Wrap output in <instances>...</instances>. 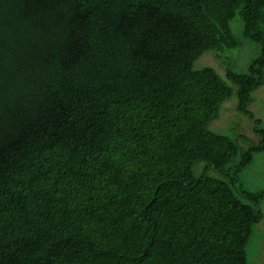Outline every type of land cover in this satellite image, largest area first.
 <instances>
[{
    "label": "trees",
    "instance_id": "obj_1",
    "mask_svg": "<svg viewBox=\"0 0 264 264\" xmlns=\"http://www.w3.org/2000/svg\"><path fill=\"white\" fill-rule=\"evenodd\" d=\"M237 13L247 73L198 68ZM263 86L264 0H0V264H249L264 131L210 126Z\"/></svg>",
    "mask_w": 264,
    "mask_h": 264
},
{
    "label": "rangeland",
    "instance_id": "obj_2",
    "mask_svg": "<svg viewBox=\"0 0 264 264\" xmlns=\"http://www.w3.org/2000/svg\"><path fill=\"white\" fill-rule=\"evenodd\" d=\"M231 27L237 45L230 47V49L224 48L227 50L210 52L198 61L196 64L198 68L212 66L223 77L226 76L227 70L239 74L247 73L251 61L260 53V46L245 36V24L241 14L235 15L231 21ZM187 63L188 59L179 58L175 61V67ZM176 77L172 73H163L157 81V90H171L176 86ZM253 98L250 109L259 119L257 125L248 115L238 112V100L233 97L232 100L223 105L220 118L210 126V129L236 140L243 150L252 145H257L263 136L257 134L255 128L259 126L264 131V86L253 94ZM241 136L246 137L247 140L241 139ZM215 175L220 177L219 174L215 173ZM237 181L240 186L248 191L264 193V151L258 153L254 161L240 171ZM261 209L264 213V199L261 203ZM247 251L249 264H264V219L261 224L255 227Z\"/></svg>",
    "mask_w": 264,
    "mask_h": 264
}]
</instances>
